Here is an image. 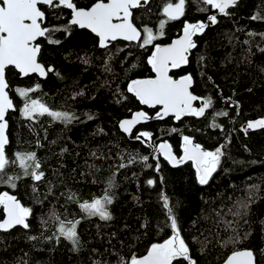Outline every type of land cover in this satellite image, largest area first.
Instances as JSON below:
<instances>
[{
	"label": "trees",
	"instance_id": "trees-1",
	"mask_svg": "<svg viewBox=\"0 0 264 264\" xmlns=\"http://www.w3.org/2000/svg\"><path fill=\"white\" fill-rule=\"evenodd\" d=\"M96 1L72 0L78 8ZM177 1L140 4L132 18L141 40H116L104 48L92 33L70 24V9L40 5L45 13L40 22L50 31L37 41V61L53 70L42 79L22 78L12 67L5 73L15 109L7 113L9 163L0 178L12 177L15 187L0 182V194L14 196L29 209V227L0 230V264H127L133 255L142 257L153 244L172 237L162 196L168 197L196 264H222L240 249L253 253L254 264H264V128H247L264 119V0H238L226 9L228 15L203 0H185L183 15L170 20L163 8ZM211 15L217 17L215 24L208 20ZM186 23L206 27L194 35L187 63L170 74L191 76L196 109L205 99L212 103L202 116L152 119L158 108L144 106L128 86L154 75L150 55L182 33ZM145 29L155 39L141 47ZM33 100L74 118L54 120L38 111L23 115L22 107ZM139 110L147 119L130 136L123 134L119 121ZM184 137L205 151L219 147L223 152L206 184L199 183L191 160L174 165L155 153L166 143L179 157ZM29 153H35L36 171L43 173L39 181L25 175L17 159ZM105 194L112 198L106 205L111 219L81 209L80 204ZM2 216L0 204V221ZM77 221L74 250L59 228L61 222L69 227Z\"/></svg>",
	"mask_w": 264,
	"mask_h": 264
},
{
	"label": "snow or ice",
	"instance_id": "snow-or-ice-1",
	"mask_svg": "<svg viewBox=\"0 0 264 264\" xmlns=\"http://www.w3.org/2000/svg\"><path fill=\"white\" fill-rule=\"evenodd\" d=\"M146 3L147 0H144ZM238 0H203V3L215 8L219 13L228 15L226 9L230 6H235ZM48 5L59 7L61 5L72 11V19L70 24L79 25L81 28H89L99 37L100 46L104 47L109 39L115 40L117 36H122L125 40H137L140 33L130 21L131 9L137 8L141 4V0H97V2L89 9L78 8L72 0H58V4L53 3V0H0V172H3L5 166L9 163L6 159L5 145L8 139L4 134L7 127L3 123L5 112L12 107V102L8 99V94L5 91L7 84L5 81V68L7 66H15L20 73L28 74L29 72H39L41 76L45 75L44 68L37 62V54L40 51L38 44H33L38 37L45 36L50 30L41 27L40 21L44 20L45 13L38 5ZM185 0H178L176 3H168L163 11L168 19L174 20L184 13ZM117 19L119 23H113V19ZM254 16L253 19H258ZM208 20L215 24L217 22L216 15H211ZM164 22H161L160 27L163 28ZM206 25L204 23L185 24L184 35L173 42L169 47H155L152 56L149 57L148 63L151 64L153 71L156 73L155 79L133 80L128 91L136 95L143 104L162 105L163 115L167 116L170 112L174 113L176 119L186 114L202 116L205 109L209 108L211 99L203 100V106L196 109L192 107V101L197 97L189 92V86L192 83L191 76H184L179 80L173 79L168 75L169 66L178 68L181 64L187 63L186 53L189 49L194 48L193 35L203 32ZM55 29H53L54 31ZM145 37L143 47L151 43L155 37L150 29H145ZM59 43V41H51ZM87 63V61H85ZM52 69H49L51 71ZM39 87V86H37ZM21 96H26L25 90H19ZM37 110L40 114L47 113L54 120H63L71 122L74 118L69 113L50 111L43 104L33 100L30 105L26 104L22 110L25 116H31ZM140 119H146V114L139 112L135 114ZM161 113H157L160 117ZM218 115H226V113H218ZM91 119V117H89ZM137 119L125 120L121 122V128L128 132L131 130V125L137 123ZM216 126V125H213ZM248 129L264 128V119L249 122ZM148 136V133H141ZM139 139V137H137ZM185 155L176 163H181L183 160H192L195 164L200 184L208 183L212 173L216 171L220 163V158L223 155L221 148H217L214 152L203 151L199 145H192V141L188 137H184ZM166 144L160 145L161 150L167 149ZM165 155L169 160H175L171 156L170 151H165ZM21 167L25 169V175L39 181L43 173H38L39 163H35V153L17 154ZM146 161L147 157H143ZM33 162V163H29ZM131 162V161H130ZM124 165H121L123 167ZM13 178L9 177L7 181L0 178V182H12ZM151 184L152 181H149ZM163 207L167 209V217L170 220V227L173 235L170 239L165 240L162 244H153L143 257L133 255L127 264H181L178 258H183L187 264H196L190 255L189 248L185 241L181 238L178 230L177 219L173 214V209L169 206L168 197L162 196ZM112 203L110 195L105 194L102 198H94L91 202L85 201L80 204L81 209L88 216H99L103 220L111 219L106 205ZM0 204L4 206L6 219L0 222V230H8L17 225H22L28 228L26 217L29 215V209L24 208L16 200L14 196L7 193L0 194ZM242 207L246 208L247 204ZM70 226L65 227L64 222H61L59 232L65 239L69 240L73 249L79 245V237L77 235L75 223L69 222ZM228 241L226 243H233ZM253 253L251 251L234 252L228 257L226 264H252Z\"/></svg>",
	"mask_w": 264,
	"mask_h": 264
},
{
	"label": "water",
	"instance_id": "water-1",
	"mask_svg": "<svg viewBox=\"0 0 264 264\" xmlns=\"http://www.w3.org/2000/svg\"><path fill=\"white\" fill-rule=\"evenodd\" d=\"M97 2V1H96ZM96 2H94L93 4H91L90 6H88V8H82V9H89V8H91ZM104 2L106 3L107 2V0H104ZM149 2V0H147V2L146 3H148ZM178 2V1H177ZM145 2H144V0H141V4H146ZM173 3H176V2H173ZM41 5H43V4H41ZM39 7H40V5H38ZM46 6H48V5H46ZM166 6V5H165ZM164 6V7H165ZM140 7V6H139ZM139 7H137V8H139ZM137 8H134V9H131L130 11H131V16H130V21H131V23L133 24V26L134 27H136L137 28V30L139 31V33H140V37H139V39H137V40H132V41H129V40H125L122 36H117V39H115V40H111V39H109L108 41H107V43H109V42H113V41H116V40H121V41H125V42H131L132 44L133 43H138L140 40H141V38H142V31H140V29L136 26V24L133 22V11L135 10V9H137ZM164 9V8H163ZM42 10V9H41ZM43 11V10H42ZM72 12V11H71ZM217 12L219 13V11L217 10ZM163 14L167 17V15L164 13V11H163ZM181 16H179L178 18H180ZM177 18V19H178ZM71 19H72V16H71V18L69 19V21H71ZM120 21L119 20H117V19H113V23H119ZM41 23V22H40ZM78 28H80V30L81 29H85V30H87V31H89V33H92L95 37H97V39H98V45H99V47H101L100 46V41H99V37L96 35V33H94V32H92L91 31V29H89V28H81L79 25H76ZM41 27H43L42 26V24H41ZM44 28V27H43ZM184 35V30L182 31V33H180L179 35H177V36H175L174 38H172L169 42H166V43H164V44H161V45H159L161 48H164V47H169V46H171L172 44H173V42L174 41H176V40H179L182 36ZM40 37H38L35 41H33V44H37V41H38V39H39ZM194 38V35H193V37H192V39ZM106 46H107V44H106ZM106 46H104V47H106ZM104 47H101V48H104ZM191 49H189L188 50V52L190 51ZM154 51H155V49H154ZM153 51V52H154ZM187 52V53H188ZM186 53V54H187ZM153 54V53H152ZM38 56H39V52H38V54H37V60H38ZM150 56H152V55H150ZM187 56V55H186ZM43 68H44V70H45V75H43V76H41L40 75V73L39 72H29L28 74H22V73H20V71H19V69H17V68H15V66H12V65H10V66H7L6 68H5V73H6V69L7 68H9V67H12V68H14L15 69V71L18 73V74H20V76L22 77V78H25V77H27V76H32V75H36L37 77H39V78H44L46 75H47V73L46 72H48L49 71V69H52L53 70V68L50 66V67H48V68H46L42 63H40L39 61H37ZM184 65V63L183 64H181L180 65V67H182ZM179 68V67H178ZM178 68H171V66H169V71H168V75L169 76H171L173 79H175V80H179L180 78H182V77H184L185 75H180V76H178L177 78H174L171 74H170V70L171 69H178ZM51 70V71H52ZM155 77H156V73L154 72V75L152 76V77H149V78H141V79H138V80H143V79H155ZM5 81H6V84L8 85V81H7V78H6V75H5ZM9 86V85H8ZM191 87H192V83H191V85L189 86V92L192 94V95H194V96H196V94H194V93H192V91H191ZM5 91L7 92V94H8V99L12 102V107L11 108H9V109H7V111L5 112V116H4V121H2L3 123H6V118H7V113L8 112H11V111H13L14 109H15V105H14V102L11 100L12 98L10 97V94H9V91H8V88H6L5 89ZM134 94V93H133ZM134 96H136L135 94H134ZM196 101H197V99L196 100H194V101H192V107L193 108H195V103H196ZM143 104V103H142ZM144 106H156L157 108H158V111L156 112V114L152 117V119H155V118H157V113H161V115H160V118L162 119V118H164V117H169V116H174V117H176L175 116V114L174 113H169L167 116H164L163 115V111H162V109H163V106L162 105H148V104H143ZM139 112H143V113H145L144 111H142V110H139V111H135L132 115H130L129 117H127V118H124L123 120H121V121H119L120 123H119V129H120V131L121 132H123V134H125V135H127V136H130V133H132L134 130H135V128L140 124V123H142L144 120H146V119H140V118H138V117H136V113H139ZM146 114V113H145ZM146 117H147V114H146ZM137 119V123H135V124H133V125H131V130L130 131H128V132H126V131H124V129L123 128H121V122H123V121H125V120H133V119ZM4 134H5V130H4ZM163 144H166V143H163ZM160 145H162V144H160ZM160 145H158V147L155 149V153L156 154H162L166 159H168L167 157H166V155H165V151H170V153H171V156L172 157H174L175 158V160H169L170 161V163H172V164H181V163H183V162H185V161H188V160H183V162H181V163H176V161H179L182 157H184V155H185V152H184V149H183V152H182V154L179 156V157H176L175 155H174V153L172 152V150L170 149V147L168 146V148L167 149H165V150H161L160 149ZM167 145V144H166ZM192 145L194 146V144L192 143ZM184 147H185V144H184ZM201 149L203 150V151H205L202 147H201ZM192 161V160H191ZM11 196V195H10ZM18 201V200H17ZM21 205V204H20ZM3 210H4V206H3ZM3 218H2V220L0 221V222H2L4 219H6V213H5V210H4V216H2ZM17 226H22V225H17ZM14 227H16V226H14ZM13 227V228H14ZM9 230V229H8ZM11 230V229H10ZM243 251H250V250H248V249H240V250H236V251H234V252H243ZM234 252H231L225 259H224V261H223V263L222 264H226V261H227V259H228V257H230ZM143 257V256H142ZM253 258H254V256H253ZM252 258V264H254L255 263V259H253Z\"/></svg>",
	"mask_w": 264,
	"mask_h": 264
},
{
	"label": "rangeland",
	"instance_id": "rangeland-1",
	"mask_svg": "<svg viewBox=\"0 0 264 264\" xmlns=\"http://www.w3.org/2000/svg\"><path fill=\"white\" fill-rule=\"evenodd\" d=\"M30 104H31V103H30ZM30 104H29V105H30ZM39 104H41V103L39 102ZM44 106H45V105H44ZM24 107H25V106H24ZM24 107H22V109H21V113H22L23 115H24V113H23L22 110L24 109ZM45 107H46V106H45ZM37 111L40 112L39 110H37ZM37 111H36V112H37ZM34 113H35V112H34ZM34 113H33V114H34ZM183 149H184V146H183ZM213 152H214V151H213Z\"/></svg>",
	"mask_w": 264,
	"mask_h": 264
},
{
	"label": "flooded vegetation",
	"instance_id": "flooded-vegetation-1",
	"mask_svg": "<svg viewBox=\"0 0 264 264\" xmlns=\"http://www.w3.org/2000/svg\"><path fill=\"white\" fill-rule=\"evenodd\" d=\"M185 144V143H184ZM193 162V161H192ZM193 164H194V162H193ZM195 165V164H194Z\"/></svg>",
	"mask_w": 264,
	"mask_h": 264
}]
</instances>
